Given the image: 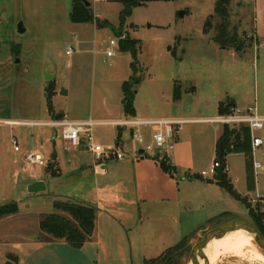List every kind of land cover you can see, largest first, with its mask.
<instances>
[{"label": "rangeland", "instance_id": "374dc122", "mask_svg": "<svg viewBox=\"0 0 264 264\" xmlns=\"http://www.w3.org/2000/svg\"><path fill=\"white\" fill-rule=\"evenodd\" d=\"M88 1L92 4L95 17L108 21L112 28L72 23L70 13L73 0H12V8L1 17L12 20L11 43L20 46V50H13V67L0 72V118L51 121L52 117L47 112L46 91H53L50 85L55 81L60 88L59 96L53 100L56 111L66 113L72 120L89 117L91 113L94 119H109L106 114L109 109L115 114L119 113V97H123L122 84L133 75V63L137 67V78L141 79L140 85L134 88L135 105L141 115L164 112L209 114L216 101L232 100L238 107L257 105L258 111L264 116V43H255L239 52L228 47L226 50L225 46L214 40L220 37L221 28L224 27L230 38L236 35L248 43L255 1L264 5V0L151 2L135 8L121 29V4L106 0ZM221 12L226 15L223 16ZM19 27L25 32L19 34ZM120 32L124 37H119ZM126 37L140 43L136 59L130 52L120 50V42ZM111 40L119 42V47H111ZM69 47L73 48L71 55H67ZM108 48H113L114 57L107 56ZM175 86L180 88L182 100L170 104L167 99L174 96ZM191 88H194L193 92ZM211 116H217V113ZM216 128L222 130L221 125ZM17 129L20 132L22 130ZM111 129L94 126V142L114 146ZM5 130L6 127L0 124V138ZM61 131V128L47 126L25 128L23 140L30 146L36 143L47 159L52 160L53 154H56L61 166L60 176L50 175L44 191L30 193V185L22 186L19 198L27 214L13 229L19 233L25 227L30 238L39 231L37 220L55 213L54 201L76 194L80 184L76 171L77 160L91 161L94 157L86 147L87 143L85 149L80 146L74 150L67 144L60 145L54 141L55 136L60 139ZM262 136L264 138V132ZM245 157L234 156L231 164H239ZM250 159L264 165L261 151L255 157L250 156ZM1 160L0 157V163ZM210 168L211 165L204 167L206 171ZM53 169L55 172L59 170L57 163L52 160L48 167L38 171L51 174ZM262 171L264 169L259 171V175ZM27 175L30 176L29 173ZM259 175L256 177L253 174L256 181L261 183L258 192L262 194L264 174ZM242 188L241 185L240 190ZM224 195L229 205L227 202L219 203L215 206L222 208L218 212L213 207L209 220L211 227L208 229L234 218L252 222L249 211L240 200ZM228 209L229 213L224 218L217 216L222 210ZM207 215L199 213L197 221L204 220ZM206 230L190 236L180 264H188L192 247ZM189 232H183L181 240L189 237ZM179 241L170 244L174 246ZM52 250L49 254L34 252L26 259V264H144L145 261L142 249L135 250L134 256L124 261H119L115 254L118 252L116 247L110 249L115 255L109 258L99 256L96 248L94 255H89L84 247L74 248L66 242L54 246ZM158 250L150 251L149 259L157 257ZM254 260L226 254L213 264H263L256 258Z\"/></svg>", "mask_w": 264, "mask_h": 264}, {"label": "crops", "instance_id": "0c3cea01", "mask_svg": "<svg viewBox=\"0 0 264 264\" xmlns=\"http://www.w3.org/2000/svg\"><path fill=\"white\" fill-rule=\"evenodd\" d=\"M11 8L12 0H0V72L10 70L13 67L15 61L13 50L20 47L11 43L12 20L1 17L2 15L5 16V12ZM250 31L249 39L253 40V44L264 43V5L257 1H255L254 20ZM225 49L228 50L226 47ZM54 83L56 84V91L53 100L59 96L60 91L57 83L55 81ZM191 91L193 92L194 88H191ZM121 98H124V94L123 97H119V113L115 114L109 109L106 113L110 117L109 119H94L91 113L89 117L84 116L72 120L67 117L66 113L56 111L54 105L53 114H50L47 109L48 114L52 117L51 121H60L64 118L75 122L92 120L97 123L95 126L112 128L114 144H120L127 153V158L124 160H110L102 163H98L94 157L91 161L78 159L76 165V171L80 174L77 177L80 179L78 190L71 197L63 196L62 200L57 201H75L95 207L98 210L94 235L83 246L89 255H94L96 248L101 257L105 255V258H109L117 254L119 261H124L133 257L135 250L142 249V256L145 257L146 261L150 260L149 253L153 249H160L157 256L159 257L164 251L175 247L187 238L188 236L181 240L183 232L190 231V237L195 232L211 227L209 220L212 218L213 207L219 203L227 202L224 194L231 196L219 187L216 181L202 177L201 173L206 171L205 166H212L216 160L217 143L224 130V126H222V130L219 131L216 128L218 125L211 123L210 120L220 116L221 104L238 106L232 100L226 102L218 100L213 104V109L209 114L188 115L183 112H164L163 114L141 115L134 103L136 116L128 117L124 111L126 102L123 103V101L125 98L124 100ZM167 100L171 104L173 101H181L182 97L177 101L174 100V96ZM247 107L252 106L247 105L240 108ZM254 107L258 111L257 105ZM214 113H217V116H211ZM258 113L260 114L259 111ZM57 115H61L62 118L57 119ZM127 119L183 121V124L176 127L173 136L172 141L175 149L170 155V163L159 160L156 155H136L133 153L131 134L136 128L117 124V122H123ZM51 121L0 118V124L6 127V130L1 133L2 139L0 138L2 142L0 144V157L2 158L0 163V207L9 204H16L18 207L16 214L0 218V264H6L10 254L19 258V264H26V259L30 258L34 252L35 254L38 252L49 254L52 253L54 246L65 243L62 240H53L41 232L40 222L43 218L37 220L39 231L33 238L27 235L25 227L20 229L19 233L18 230L13 229V226L17 222H21V219L27 214L22 209L19 198L22 186L26 187L38 181H42L46 185V180L49 179L50 174L45 171L41 174L38 170H27L22 162V154L13 151L10 139L13 135L19 136L24 152L39 151L36 143L30 146L28 142L23 140L25 128L28 126H21L20 124L35 123L34 127H51L46 125ZM17 127L22 128L21 132L18 131ZM140 131L147 143H151L152 129L141 127ZM53 139L58 141L60 145L64 144L56 136ZM2 145H4L3 149L1 148ZM85 145L86 139L85 136H82L81 148L85 149ZM263 151L264 145L261 149L262 156ZM234 156H246V159L239 164L232 165L231 158ZM250 156L252 154H230L226 157V166L230 168L227 177L235 191L251 203V199L261 185L251 175L255 174L257 177L259 171L263 170L264 167L256 172ZM48 160L49 163H52V160L56 162L57 168L59 171L61 170L56 154H53L52 160ZM164 163L169 165L171 169L166 170L163 167ZM27 173L30 174L29 177ZM263 174L264 171L259 176ZM241 185L243 186L242 190H240ZM233 200H235L234 197ZM57 201H54L53 205ZM227 205H229L228 202ZM215 209L218 212L222 208L217 206ZM199 213L208 214L207 218L204 219L205 221H197ZM228 213L229 209L222 210L217 216L224 218ZM178 239L180 241L174 246L170 244ZM113 247L118 249L115 254L110 251ZM126 249H130V251L127 252Z\"/></svg>", "mask_w": 264, "mask_h": 264}, {"label": "trees", "instance_id": "16d2710c", "mask_svg": "<svg viewBox=\"0 0 264 264\" xmlns=\"http://www.w3.org/2000/svg\"><path fill=\"white\" fill-rule=\"evenodd\" d=\"M110 3H119L123 6L121 12V28H124L125 21L129 18L133 10L139 6H145L151 2H170L174 0H106ZM222 3L224 0L221 1ZM222 13V12H221ZM223 16L226 14L222 13ZM70 20L74 24H95L98 28H112V25L108 21H101L100 18L95 17L92 7L87 8L82 0H73L72 11L70 13ZM209 31V30H208ZM206 31V32H208ZM119 37H124L123 33H119ZM220 45L226 48L235 49L239 52H243L253 45V40L249 39L248 43L239 39L238 36L229 37L226 34V29L221 28V35L219 38L214 39ZM140 43L138 41L131 40L126 37L120 42V50L122 52H130L134 59L137 58L138 49ZM133 75L122 86V91L126 103L124 105V111L126 116L135 117V93L134 88L139 86L141 79L137 78V67L133 63L131 65ZM52 84V83H51ZM52 90L46 91L47 94V106L50 114L54 113L53 109V97L54 86L50 85ZM49 88V87H48ZM181 98L180 88L175 86L174 100ZM227 104H221L219 108L220 115H226L230 113L231 108ZM57 119H61V115L56 116ZM251 135L249 128L242 126L239 129L224 126L223 134L217 143L216 159L226 166V157L230 154H251ZM51 163H49L50 165ZM48 165V166H49ZM166 170H170L171 167L164 163L163 166ZM54 171V172H53ZM53 177L60 176V171L53 169L51 174ZM252 178L254 177L251 175ZM251 178V179H252ZM219 187L227 191L235 199L240 200L249 211L252 223L261 231L264 235V211L262 205L253 206L247 198H242L239 195L230 180L225 174L224 178L220 182H216ZM55 213L46 216L40 222V230L47 236H50L53 240H62L74 248H82L87 242H89L95 232L96 220L98 210L95 207L75 202V201H57L54 203ZM18 212L16 204H9L0 207V218L14 215ZM222 224L221 222L216 226ZM215 226V227H216ZM190 237L182 240L175 247L169 248L164 251L159 257L146 260L144 264H180V260L183 258L184 251H187V244ZM6 264H19V258L16 255L10 254Z\"/></svg>", "mask_w": 264, "mask_h": 264}, {"label": "built area", "instance_id": "2783aa9c", "mask_svg": "<svg viewBox=\"0 0 264 264\" xmlns=\"http://www.w3.org/2000/svg\"><path fill=\"white\" fill-rule=\"evenodd\" d=\"M110 46L119 47V42L110 41ZM113 48H108L107 56L114 57L115 52ZM73 48L69 47L67 55H71ZM211 123L228 126L239 129L242 126L249 128L251 135L252 156L255 157L258 151H261L264 145V116L260 115L255 107H232L230 113L220 115L215 119L210 120ZM122 126L136 128L131 134L132 151L136 155H156V157L166 163H170V155L173 153L175 146L173 143V136L176 127L183 124V121L173 120H156V121H142L136 119H127L123 122H117ZM7 124V123H6ZM97 123L89 120L83 122L70 121L64 118L60 121H51L46 125L61 128L60 141L67 144L70 148L78 149L81 146V137L85 136L89 151L93 154L98 163L110 160H124L127 158V153L124 148L119 145L105 146L94 142L92 130ZM9 125V124H8ZM11 125V124H10ZM21 126H34L35 123H22ZM141 127H150L152 129L151 143H147L144 135L140 131ZM10 144L15 153L22 154L23 164L30 170H41L48 167L49 160L39 151L24 152L21 144V138L13 135L10 139ZM253 166L255 171L264 167L260 161H254ZM223 168L225 174L230 172L228 166H223L217 159L212 164L209 171H203L202 177H208L216 181L218 170ZM251 203L255 206L263 205L264 211V193L257 192L251 199Z\"/></svg>", "mask_w": 264, "mask_h": 264}, {"label": "water", "instance_id": "95a60500", "mask_svg": "<svg viewBox=\"0 0 264 264\" xmlns=\"http://www.w3.org/2000/svg\"><path fill=\"white\" fill-rule=\"evenodd\" d=\"M84 5L87 8L92 7V4L88 0H82ZM226 9H224L225 11ZM25 30L19 27V33H24ZM63 94V93H62ZM126 101L124 100L123 103ZM77 176H80L78 173ZM225 176L223 168L218 170V174L216 177V182H220ZM45 190V183L42 181L35 182L34 184L29 186L30 193L42 192ZM237 232H246L252 238L254 243L257 245L258 249L264 256V235L261 231L249 220H245L242 218H234L225 223H222L212 229H207L203 236H201L200 240L192 247L189 253L188 264H201V260L206 259L205 249L209 244H211L215 240L223 239L229 235H232ZM206 264V263H205Z\"/></svg>", "mask_w": 264, "mask_h": 264}, {"label": "bare ground", "instance_id": "6f19581e", "mask_svg": "<svg viewBox=\"0 0 264 264\" xmlns=\"http://www.w3.org/2000/svg\"><path fill=\"white\" fill-rule=\"evenodd\" d=\"M226 254H235L243 260L255 261L264 264V256L254 243L253 238L246 232H237L223 239L215 240L205 249V260L201 264H213Z\"/></svg>", "mask_w": 264, "mask_h": 264}]
</instances>
